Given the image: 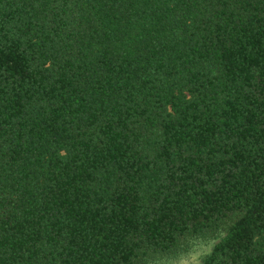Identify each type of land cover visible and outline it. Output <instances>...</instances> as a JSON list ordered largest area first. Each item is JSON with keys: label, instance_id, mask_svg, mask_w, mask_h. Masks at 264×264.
I'll return each instance as SVG.
<instances>
[{"label": "trees", "instance_id": "obj_1", "mask_svg": "<svg viewBox=\"0 0 264 264\" xmlns=\"http://www.w3.org/2000/svg\"><path fill=\"white\" fill-rule=\"evenodd\" d=\"M221 233L264 264V0H0V264Z\"/></svg>", "mask_w": 264, "mask_h": 264}, {"label": "rangeland", "instance_id": "obj_2", "mask_svg": "<svg viewBox=\"0 0 264 264\" xmlns=\"http://www.w3.org/2000/svg\"><path fill=\"white\" fill-rule=\"evenodd\" d=\"M206 239H208V238H205V239H199V240L195 241V242L192 244L190 250L187 251V252L184 253V254L177 255V256H175V257H170V258H168V259H163V260L158 261V262H156V263H154V264H191L193 256H194V255H199V253H200L201 251H203V249H201V248L198 247V244H199L200 242H202V241H205ZM217 240H218V239H217ZM191 249H196L195 253H193V252L191 251ZM211 250H212V249H211ZM205 256H207V255L201 256V258H200L201 264H202V261H203V259L205 258Z\"/></svg>", "mask_w": 264, "mask_h": 264}, {"label": "clouds", "instance_id": "obj_3", "mask_svg": "<svg viewBox=\"0 0 264 264\" xmlns=\"http://www.w3.org/2000/svg\"><path fill=\"white\" fill-rule=\"evenodd\" d=\"M221 237H222V233H221L220 237L208 238L205 241L200 242L198 244V247L203 249V251H201L199 253V255L193 256L191 264H201V261H200L201 256L208 255L210 253L211 249L215 246L217 239H219ZM191 251L193 253H195L196 249H191Z\"/></svg>", "mask_w": 264, "mask_h": 264}, {"label": "snow or ice", "instance_id": "obj_4", "mask_svg": "<svg viewBox=\"0 0 264 264\" xmlns=\"http://www.w3.org/2000/svg\"><path fill=\"white\" fill-rule=\"evenodd\" d=\"M193 242H194V241H193ZM187 243H189L187 240L184 241L183 243H182L180 240L177 241V245H178V247L181 248V249L184 248L185 245H186Z\"/></svg>", "mask_w": 264, "mask_h": 264}]
</instances>
